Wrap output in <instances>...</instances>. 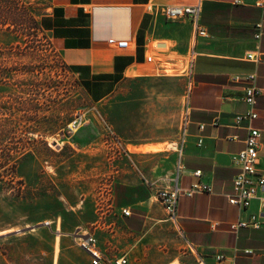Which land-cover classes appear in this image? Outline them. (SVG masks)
Returning <instances> with one entry per match:
<instances>
[{"label":"crops","instance_id":"1","mask_svg":"<svg viewBox=\"0 0 264 264\" xmlns=\"http://www.w3.org/2000/svg\"><path fill=\"white\" fill-rule=\"evenodd\" d=\"M242 1L44 0L42 30L123 147L110 170L115 177L109 214L103 215V228L94 230L102 252L126 256L128 264H264V192L247 209L231 205L228 198L238 174L233 155L244 149L249 126L261 132L259 170L264 174V9L255 7L254 0ZM199 3L205 37L196 34L190 20L168 21L158 13L166 6ZM110 39L126 40L129 48L118 50ZM251 53L262 62L247 61ZM248 74H256L263 90L259 118L238 126L235 115L246 113L248 106L242 86L232 78ZM187 105L191 123L179 186L189 189L200 170L199 182L213 192L181 197L173 221L157 194L176 185L180 157L167 145L177 141ZM92 131H81L74 143L82 149L94 146L99 136ZM101 148L91 152L98 156V173L104 174ZM65 201L72 209V202ZM253 215L260 229L231 231L233 223ZM219 255L225 259L219 261Z\"/></svg>","mask_w":264,"mask_h":264},{"label":"rangeland","instance_id":"2","mask_svg":"<svg viewBox=\"0 0 264 264\" xmlns=\"http://www.w3.org/2000/svg\"><path fill=\"white\" fill-rule=\"evenodd\" d=\"M44 11V0H0V264H91L72 235L82 228L95 236L103 228L110 170L123 147L59 47L38 28ZM80 115L85 124L71 132ZM87 130L99 140L82 149L74 141ZM100 145L104 174L91 152ZM109 250L104 254L115 258Z\"/></svg>","mask_w":264,"mask_h":264},{"label":"built area","instance_id":"3","mask_svg":"<svg viewBox=\"0 0 264 264\" xmlns=\"http://www.w3.org/2000/svg\"><path fill=\"white\" fill-rule=\"evenodd\" d=\"M234 4L243 5L244 2L242 0H234ZM253 5L259 9H264V0H254ZM158 13L169 21L188 19L193 23L197 35L202 37L207 36V31L200 24V3L194 6H166L159 9ZM261 28V25L257 26V29H259V33L256 35L257 39L261 38ZM108 43L118 50H126L129 48V42L126 40L116 41L114 39H110ZM247 61L258 65L262 62V59L251 53L247 56ZM232 81L242 86L244 91L242 101L248 106L246 113L235 116V123L238 126L242 123L251 124L259 118L257 104L258 100L263 95V90L257 84V76L256 74L235 76L232 78ZM190 116V108L187 106L182 115L180 134L177 141L171 145L172 149H175L180 157L177 175L174 179L176 185L172 188L161 190L157 194L158 201L164 207L169 219L173 221L177 220V208L181 197H193L198 194L213 192L211 187L199 182V179L202 177V171L200 170L195 171L193 174L194 177L198 179V182H195L189 189H183L179 186V179L183 170L181 158L191 123ZM85 122V116L80 115L70 124V131L76 132L85 124ZM204 128V125L200 127L201 130H204ZM247 130L248 134L244 141V149L233 155L232 161L238 169V174L233 179L234 192L228 197L231 205L245 209L251 206L252 202L258 197V193L260 191L264 192V174L259 170L261 132L252 126H249ZM109 132L111 137L114 139L115 136L113 135V132L110 129ZM229 140L235 141L237 140V137H230ZM115 144L117 146L120 145L116 138ZM202 144L203 141L200 139L199 146H202ZM261 205L264 213V196L261 198ZM123 213L125 215L130 214L127 211H123ZM261 226L262 223L258 220V217L253 215L249 221H239L233 223L230 226V229L233 232H238L239 230L245 228L260 229ZM72 236L75 244L89 256L91 264H128L126 256L115 257L112 259L108 258L99 248L97 238L88 230L78 229ZM245 254H253V251H245ZM224 259V255L218 256L219 261Z\"/></svg>","mask_w":264,"mask_h":264},{"label":"bare ground","instance_id":"4","mask_svg":"<svg viewBox=\"0 0 264 264\" xmlns=\"http://www.w3.org/2000/svg\"><path fill=\"white\" fill-rule=\"evenodd\" d=\"M236 5H242V4H236ZM244 5V4H243ZM181 20H185V19H181ZM188 20V19H187ZM169 21V20H168ZM175 21H178V20H175ZM261 58V57H260ZM262 97V96H261ZM259 101V100H258ZM188 107H189V105H187ZM186 106V107H187ZM236 116V115H235ZM49 224V223H48ZM57 241V243H56V253L58 254V252H59V249H60V243H59V240H60V238L58 237L57 239H56Z\"/></svg>","mask_w":264,"mask_h":264},{"label":"trees","instance_id":"5","mask_svg":"<svg viewBox=\"0 0 264 264\" xmlns=\"http://www.w3.org/2000/svg\"><path fill=\"white\" fill-rule=\"evenodd\" d=\"M37 26H38V28H41V26H40V23L39 24H37ZM42 29V28H41ZM70 69V68H69ZM14 159V166H16L17 167V161H16V159L15 158H13ZM7 160V159H6ZM16 170H17V168H16Z\"/></svg>","mask_w":264,"mask_h":264}]
</instances>
